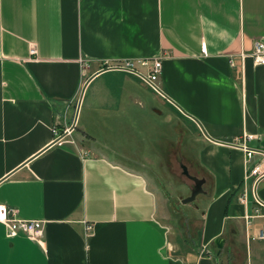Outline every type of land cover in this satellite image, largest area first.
<instances>
[{
	"label": "crops",
	"instance_id": "1",
	"mask_svg": "<svg viewBox=\"0 0 264 264\" xmlns=\"http://www.w3.org/2000/svg\"><path fill=\"white\" fill-rule=\"evenodd\" d=\"M255 42L264 0H0V204L44 230L37 243L0 223V264H264V175H247L264 167ZM151 58L162 94L114 68ZM73 122L77 144L52 145L51 127ZM117 135L194 152L196 242L165 214L150 160L112 148Z\"/></svg>",
	"mask_w": 264,
	"mask_h": 264
},
{
	"label": "rangeland",
	"instance_id": "2",
	"mask_svg": "<svg viewBox=\"0 0 264 264\" xmlns=\"http://www.w3.org/2000/svg\"><path fill=\"white\" fill-rule=\"evenodd\" d=\"M150 116L152 119L154 118L159 120V117L153 113H150ZM74 136L75 132L72 128L70 136L67 138L69 141L66 143L70 145H76L77 142L74 139ZM153 139L154 138H148L149 141H152ZM156 139L159 140L160 138ZM186 139L187 137L185 135H179L178 143L185 145ZM121 140L122 137L117 135L115 141L119 144L112 148L116 150L129 148L133 151L137 149L134 154L130 153V155L139 157L140 159L145 160L146 163H148L147 161L150 160L151 165L147 166V168H144L143 171L151 179L153 187L161 196L165 205V214L168 217L173 218V220L178 221V223L181 221V227L185 236L187 238L193 239L196 242L198 238V213L194 210L196 202L193 201L187 204L180 203V198H183L188 194V189L191 187L192 183L180 173L178 164L175 161L174 152L163 154L162 156V154L157 152L159 151V148L152 147L147 143L140 144V147L136 148L135 145L123 146L122 143H120ZM134 141H136V138ZM180 148L183 149L184 147L179 146V149ZM106 153L107 155L114 158L121 156V153H115L113 150L107 151ZM178 154L181 157V161L184 165H192L191 160L194 159V152L187 153L185 151H179ZM159 157H161L162 161L157 160ZM127 163L132 164L131 162ZM188 171L191 173L190 171H193V169Z\"/></svg>",
	"mask_w": 264,
	"mask_h": 264
},
{
	"label": "built area",
	"instance_id": "3",
	"mask_svg": "<svg viewBox=\"0 0 264 264\" xmlns=\"http://www.w3.org/2000/svg\"><path fill=\"white\" fill-rule=\"evenodd\" d=\"M204 50V48H201ZM29 53H34V46H30ZM251 57L255 65H264V45L261 42H255ZM84 64V62H81ZM229 64L233 66V61L229 60ZM114 68L131 72L136 75L139 79L145 82L152 90L157 93H161L159 86V76L161 72V61L159 58L151 59H125L117 64ZM72 126L64 127L60 132L55 127H51V134L53 135L51 144L61 145L68 142L67 139L70 136ZM252 136L244 134L238 140L236 145L243 150L245 155V161H249L256 150L247 146L246 142L251 140ZM247 175L254 176L255 181L264 175V167L261 164L253 165L247 171ZM244 200V199H243ZM257 212V210H254ZM250 216H246V219ZM0 223L4 226L5 235L7 237H13L18 234L26 236L29 240L41 243L44 237L43 222L38 219H22L18 218L15 214V210L8 206L0 204ZM90 226H85V231L90 230ZM264 237V233L260 235ZM186 264V263H184Z\"/></svg>",
	"mask_w": 264,
	"mask_h": 264
},
{
	"label": "water",
	"instance_id": "4",
	"mask_svg": "<svg viewBox=\"0 0 264 264\" xmlns=\"http://www.w3.org/2000/svg\"><path fill=\"white\" fill-rule=\"evenodd\" d=\"M181 112H183V111L181 110ZM183 113H184V112H183ZM184 114H185V113H184ZM193 120H194V119H193ZM74 121H75V118H74ZM194 121L197 123V125L199 126V128L201 129V131L205 134V131L203 130L202 126H201L196 120H194ZM72 125H74V122H73ZM175 161H176L177 164H178V167H179V169H180V173H181L185 178H187L188 180H190L191 183H192V185H191V187H190V189H189V193H188L185 197L180 198V203H181V204L191 203V202L194 201L195 197H196L198 194L202 193V191H203V190H202V184H203V182H204V179H203V178H199V177L194 176V175H191V174L188 172L186 166L182 163V161H181V157L179 156L178 153H175ZM214 243L216 244L217 248L219 249V248H220V244H219V242L215 241Z\"/></svg>",
	"mask_w": 264,
	"mask_h": 264
}]
</instances>
